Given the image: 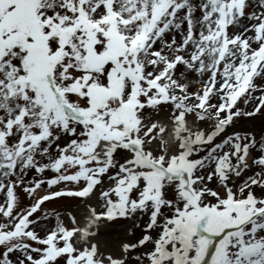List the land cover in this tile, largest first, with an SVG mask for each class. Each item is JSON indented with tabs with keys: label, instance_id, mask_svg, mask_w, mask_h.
<instances>
[{
	"label": "snow or ice",
	"instance_id": "snow-or-ice-1",
	"mask_svg": "<svg viewBox=\"0 0 264 264\" xmlns=\"http://www.w3.org/2000/svg\"><path fill=\"white\" fill-rule=\"evenodd\" d=\"M255 121L264 0H0V264H264Z\"/></svg>",
	"mask_w": 264,
	"mask_h": 264
},
{
	"label": "rangeland",
	"instance_id": "rangeland-1",
	"mask_svg": "<svg viewBox=\"0 0 264 264\" xmlns=\"http://www.w3.org/2000/svg\"><path fill=\"white\" fill-rule=\"evenodd\" d=\"M244 127H253L257 133L264 131V125H262L260 121H255L251 124L245 125ZM61 203H70L74 209L80 206L73 201H62ZM125 226L126 225L123 222L117 221L112 225L103 227L98 233V238L108 242L112 247H116L122 237Z\"/></svg>",
	"mask_w": 264,
	"mask_h": 264
},
{
	"label": "bare ground",
	"instance_id": "bare-ground-1",
	"mask_svg": "<svg viewBox=\"0 0 264 264\" xmlns=\"http://www.w3.org/2000/svg\"><path fill=\"white\" fill-rule=\"evenodd\" d=\"M78 208H80V206H78ZM78 208H77V209H78ZM98 239H99V238H98ZM99 240H100L101 243H103V244L105 245L106 248H113V247L111 246V244H109L108 242H105L104 240H101V239H99Z\"/></svg>",
	"mask_w": 264,
	"mask_h": 264
}]
</instances>
